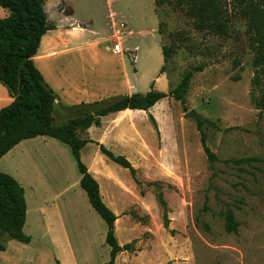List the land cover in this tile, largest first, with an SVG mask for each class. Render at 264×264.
<instances>
[{"label":"rangeland","instance_id":"374dc122","mask_svg":"<svg viewBox=\"0 0 264 264\" xmlns=\"http://www.w3.org/2000/svg\"><path fill=\"white\" fill-rule=\"evenodd\" d=\"M51 1L46 4L50 13ZM220 1L230 18L224 36L197 30L178 0H167L159 8L154 0H137L138 6L145 4L151 15L147 28L157 30L161 25V43L174 47L166 64L169 91L179 85L188 70L204 67L195 72L185 104L168 97L144 110L146 127L152 130L145 133L143 148L132 164L137 170L135 178L128 169L111 161L122 178L132 179V191L144 200L124 211L135 221V236L140 237L132 246L154 243L159 249L154 256L157 264H264V110L258 109L252 99L254 53L249 19L242 14L253 0ZM66 2H73L81 20L94 16L98 24L105 14L104 0ZM52 12L50 16L56 18L58 10ZM158 35L130 40L133 44L149 40L155 47ZM91 37L83 34L76 44L82 45ZM162 65L163 58L157 62L147 59L143 71L151 76ZM139 66L142 68V62ZM157 71L154 74H159ZM155 77L138 81L137 92H149ZM189 111L195 116L187 117ZM69 118L66 112L56 117V123L65 124ZM198 120L210 121L203 131L216 155L212 163L201 143ZM90 150L93 154L97 147ZM83 156L87 161L91 155ZM137 196L132 194L136 200ZM229 211L237 222L236 231L227 230ZM120 239L127 237L120 233Z\"/></svg>","mask_w":264,"mask_h":264},{"label":"crops","instance_id":"0c3cea01","mask_svg":"<svg viewBox=\"0 0 264 264\" xmlns=\"http://www.w3.org/2000/svg\"><path fill=\"white\" fill-rule=\"evenodd\" d=\"M104 1L105 14L98 24L94 16L83 20L76 16L73 2L51 1L53 9L58 10L54 14L56 18L49 19L56 29L43 36L34 63L58 96L55 125H58L56 117H63L66 112L70 114L69 120L72 119V108L76 106L91 107L138 93L137 82L143 78L154 79L156 75V68L151 76L143 71L147 59L154 58L157 62L163 58L164 65L159 29L147 28L151 25L147 6H138L137 0ZM52 11L47 9L48 17ZM9 15L10 11L0 6V19ZM119 30L122 35L117 40ZM86 33L92 37L77 45ZM156 33L159 42L155 47L149 40L143 44H133L130 40ZM117 43L121 44L122 52L113 50ZM161 68L154 88L168 92L169 80L160 72ZM13 101L6 86L0 83V110ZM147 120L144 110L126 109L110 113L102 118L100 126L80 132L82 139L90 141L82 149L81 160L99 182L104 202L118 216L115 234L121 246L140 238L135 236V221L124 211L144 200L132 191V179L121 177L120 169L101 152L100 145L124 155L134 165L145 143V133L152 130L146 127ZM91 147H97L93 154ZM83 153L91 155L87 161ZM0 171L12 176L24 188L27 205L24 233L31 239L24 243L0 233V244L4 246L0 250V264H104L111 260V248L106 243L108 226L95 215L81 187L78 164L67 145L48 136L24 140L1 158ZM120 233L127 240L122 241ZM158 251L152 242L144 247L137 244L120 252L114 264H157L154 256Z\"/></svg>","mask_w":264,"mask_h":264},{"label":"trees","instance_id":"16d2710c","mask_svg":"<svg viewBox=\"0 0 264 264\" xmlns=\"http://www.w3.org/2000/svg\"><path fill=\"white\" fill-rule=\"evenodd\" d=\"M46 0H0V6L7 8L10 15L0 19V83L8 89L14 101L0 110V160L20 142L48 136L67 145L75 158L82 174L81 187L86 192L93 209L106 222L108 232L106 243L111 248V260L104 264H114L117 255L131 249L132 244L121 246L115 234L116 213L104 202L99 182L89 172L81 160L82 149L88 142L80 137V132L92 126H100L102 118L110 113L126 109H152L164 98L173 97L182 104L186 103L185 95L189 90L195 72L203 71L199 66L188 70L179 85L162 92L154 88V84L146 94L136 93L121 96L110 102L97 103L88 107L80 105L72 108L73 118L65 125H55L54 110L58 99L55 91L45 81L44 76L34 63L43 36L56 25L44 11ZM167 0H154L159 8ZM178 4L187 10L193 19L194 27L199 31H207L213 35L227 34L230 18L220 0H178ZM249 19L248 33L254 53L255 73L252 80V99L255 106L264 110V0H253L242 10ZM159 25V34L161 32ZM164 65L161 73H166V64L172 58L174 47L161 43ZM101 105L99 108H95ZM83 109H87L83 111ZM82 112L77 115L74 112ZM156 125V120L153 119ZM209 120H198L201 143L209 161L216 159L215 153L207 145V137L203 131L204 124ZM101 152L113 162L128 169L135 178L136 168L124 155H117L104 145ZM162 206H166L163 197L159 196ZM26 199L24 188L12 176L0 171V233L8 238L24 243L31 241L24 233L26 222ZM227 230L236 231L237 222L234 214H227ZM4 246L0 244V250Z\"/></svg>","mask_w":264,"mask_h":264},{"label":"built area","instance_id":"2783aa9c","mask_svg":"<svg viewBox=\"0 0 264 264\" xmlns=\"http://www.w3.org/2000/svg\"><path fill=\"white\" fill-rule=\"evenodd\" d=\"M122 27H123V25H122ZM121 35H122V32L120 30L117 31L116 32V39L118 38L117 40H119V38L121 37ZM113 50L116 53L122 52V46H121V44H119V43L115 44Z\"/></svg>","mask_w":264,"mask_h":264},{"label":"water","instance_id":"95a60500","mask_svg":"<svg viewBox=\"0 0 264 264\" xmlns=\"http://www.w3.org/2000/svg\"><path fill=\"white\" fill-rule=\"evenodd\" d=\"M187 117H194L195 116V113L193 111H189L187 114H186Z\"/></svg>","mask_w":264,"mask_h":264},{"label":"clouds","instance_id":"9594fccd","mask_svg":"<svg viewBox=\"0 0 264 264\" xmlns=\"http://www.w3.org/2000/svg\"><path fill=\"white\" fill-rule=\"evenodd\" d=\"M44 11L47 12V8H45ZM48 18L52 19V16H49Z\"/></svg>","mask_w":264,"mask_h":264}]
</instances>
